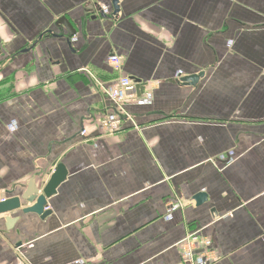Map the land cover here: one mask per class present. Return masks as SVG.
Returning <instances> with one entry per match:
<instances>
[{
    "label": "crops",
    "instance_id": "obj_1",
    "mask_svg": "<svg viewBox=\"0 0 264 264\" xmlns=\"http://www.w3.org/2000/svg\"><path fill=\"white\" fill-rule=\"evenodd\" d=\"M118 5L0 0V202L67 171L44 220L0 214V264H264V0ZM120 77L133 123L106 136L93 79Z\"/></svg>",
    "mask_w": 264,
    "mask_h": 264
},
{
    "label": "water",
    "instance_id": "obj_2",
    "mask_svg": "<svg viewBox=\"0 0 264 264\" xmlns=\"http://www.w3.org/2000/svg\"><path fill=\"white\" fill-rule=\"evenodd\" d=\"M119 0H111V10L113 15H117L119 12ZM56 27H62L66 32L68 37H72L75 34V30L70 22L65 17H60L55 22ZM67 44L68 40H67ZM203 76V73L200 72L197 75H193L187 77L183 80V83H187V85L194 86L197 84L198 80ZM67 177V171L63 167V165L59 164L54 168L53 173L49 177V180L46 182L44 187L39 190L36 188L33 180H30L26 191L23 193L21 198L15 197L10 199H5L0 202V214L12 212L21 207V200L28 205H32L30 207L26 206L23 210V214H35L41 220H44L51 214V211L48 209L47 200L50 199L53 195L56 194L57 188L61 183L65 181ZM207 199L206 194L198 193L193 197V200L196 203V206H201L205 203ZM17 219H6V228L10 230Z\"/></svg>",
    "mask_w": 264,
    "mask_h": 264
},
{
    "label": "built area",
    "instance_id": "obj_3",
    "mask_svg": "<svg viewBox=\"0 0 264 264\" xmlns=\"http://www.w3.org/2000/svg\"><path fill=\"white\" fill-rule=\"evenodd\" d=\"M101 12L105 10L104 6L99 9ZM108 64L110 67L117 69L120 66V59L116 56L108 58ZM95 81V86L99 89L105 90L106 97L111 101L112 107L106 111V113L101 117L99 121V128L101 132L106 135H112L119 132L123 128V122L132 120L124 110L125 101L127 99V91L133 90L135 88L134 83L128 77H120L116 82L108 88H104L101 82L93 79ZM81 135H85L82 131ZM184 202H171L166 206L165 220L169 221L172 219L173 214L182 206ZM207 242H201L204 246ZM184 258L189 257V252L187 251ZM211 256H207V260L202 262V264H208L212 261Z\"/></svg>",
    "mask_w": 264,
    "mask_h": 264
}]
</instances>
